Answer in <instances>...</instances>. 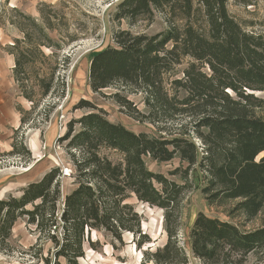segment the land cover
Instances as JSON below:
<instances>
[{
    "label": "trees",
    "instance_id": "trees-1",
    "mask_svg": "<svg viewBox=\"0 0 264 264\" xmlns=\"http://www.w3.org/2000/svg\"><path fill=\"white\" fill-rule=\"evenodd\" d=\"M228 1H117L112 19L126 27L115 30L112 44L90 57L88 85L94 92L115 86V102L135 120L154 125L155 134L112 122L102 109L80 99L74 109L86 112L69 120L58 138L73 169V188L62 195L63 172L52 166L19 196L0 198V253L18 251L11 231L19 220L36 234L20 256L42 264H80L84 244L93 249L98 244L91 240L93 231L120 244L129 232L142 250L150 236L141 229L135 200L162 209L166 233L162 246L143 250L141 264H188L177 235L182 197L192 186L188 176L195 167L207 203H231L228 215L238 221L197 212L187 234L192 258L198 264H250V255L263 258L264 98L257 93L264 91V10L254 0H233L245 12L237 18ZM45 6L48 11L39 9V18L13 7L18 16L9 21L21 34L6 47L13 57L12 78L31 109L47 98L53 107L63 97L60 63H69L70 55L61 62L58 50L77 39L62 34L65 21L57 20L56 8ZM156 13L164 18L163 30L134 31L140 22L150 25ZM184 59L186 65L177 71ZM121 90L142 94L145 111ZM17 111L19 126L9 154L22 147L21 140L16 142L19 128L47 121L20 106ZM145 157L185 161L180 168L185 184L148 169Z\"/></svg>",
    "mask_w": 264,
    "mask_h": 264
},
{
    "label": "rangeland",
    "instance_id": "rangeland-1",
    "mask_svg": "<svg viewBox=\"0 0 264 264\" xmlns=\"http://www.w3.org/2000/svg\"><path fill=\"white\" fill-rule=\"evenodd\" d=\"M118 0H0V198L9 194L19 196L21 188L29 182L40 178L48 168L59 166L63 177L61 179V193L64 195L70 191L72 186L73 173L72 166L66 155L64 144L58 142V138L66 131V124L71 119H77L85 113V109H74V105L84 99L94 104L105 112L106 117L112 121L125 125L129 129L138 133L146 132L150 135L155 134V126L145 121H137L128 115L115 102L113 93L118 91L115 86L106 87L98 92L90 89L87 81L89 61L92 54L106 44H112V33L119 27L125 28L122 22L118 27L112 19V14ZM264 10V0H254ZM53 6L57 11V20L65 21L61 24L62 34L77 38L69 45L58 50V58L61 62L65 61V56L70 55L69 63H60V78L66 81V90L60 99L50 102L52 98H47L44 102L34 109L30 103L19 94L16 83L12 78L13 57L6 52L8 44L12 43L15 37L21 38L19 30L10 24L18 13L12 11L16 7L26 15L39 18V9H44L47 13L48 6ZM229 12L239 18L245 16L243 7L235 5L233 0L228 1ZM59 20V21H60ZM61 22V21H60ZM59 22V23H60ZM165 28L164 18L156 13L150 25L140 22L135 26V30H141L147 34H153ZM69 39V38H66ZM45 52H50L45 48ZM186 65L184 59L177 71ZM121 94L127 97L136 105V108L145 111L143 105V95L128 94L121 90ZM264 98V91L257 95ZM22 107L31 111L34 118L47 117V121L33 124L29 128L24 126L18 129L16 142L21 140L22 147L30 152L31 160L24 158V150L15 154H9L12 149V141L15 130L19 126L20 114L17 107ZM30 115V116H31ZM19 148V143L17 144ZM145 164L148 169L160 172L169 180L179 184H185L182 179V171L186 162H180L178 157L169 161H156L145 157ZM177 168V169H176ZM181 168V170H180ZM183 168V169H182ZM174 170L177 173H172ZM188 181L192 186L187 188L180 207V227L177 235L178 243L184 248L188 255V264H198L192 258L189 244L187 243L189 227L192 224L197 212H203L210 217L237 222L238 218L228 215L231 203L225 202L216 205H209L201 192L203 179L197 168H192L189 172ZM136 211L142 215L141 229L150 236V242L143 244L142 250H138L132 242V234H123V243L113 241L102 232H92L91 240L96 242V248L84 244V255L78 260L80 264H141L142 253L145 249L155 250L162 246L166 240V233L163 227V211L159 207H152L146 203L132 201ZM11 243L18 251L24 250L29 245L35 243L36 234H31L29 226L24 220H19L13 226ZM16 251L12 254L0 253V264H42L41 261L31 260L20 256ZM46 251V250H45ZM250 264H264V256L257 260L253 255L249 256ZM62 264H64L61 261ZM146 264H153L151 261Z\"/></svg>",
    "mask_w": 264,
    "mask_h": 264
}]
</instances>
